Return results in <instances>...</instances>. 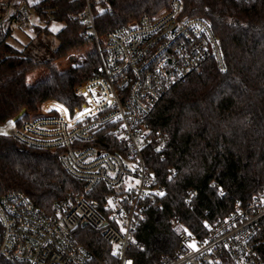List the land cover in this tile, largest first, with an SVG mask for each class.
I'll use <instances>...</instances> for the list:
<instances>
[{
    "label": "trees",
    "instance_id": "16d2710c",
    "mask_svg": "<svg viewBox=\"0 0 264 264\" xmlns=\"http://www.w3.org/2000/svg\"><path fill=\"white\" fill-rule=\"evenodd\" d=\"M171 1L26 3V9L44 25L34 27V40L21 49L10 43L11 30L0 26V125L21 110H25L21 119L37 118L47 101L70 111L81 104L75 88L93 77L98 64L90 31L78 21L87 5L95 34L103 38L142 16L160 14ZM179 1L183 14L201 18L212 28L224 70L206 63L200 72L164 95L149 117L151 127L169 138L161 155H153L150 163L165 193L160 208L148 210L136 229L128 253L134 264H160L162 257L172 254L178 247L172 221L181 222L192 238L203 239L207 227L229 216L236 204L243 206L264 191V0ZM11 19H16L15 14ZM51 22L63 26L53 33L48 28ZM90 42L93 47L83 63L63 70L54 66V61ZM41 66L48 68V77L28 86L26 76ZM0 187L26 195L45 211L70 191H79L55 153L20 150L19 144L4 134H0ZM79 239L97 256L109 257L110 248L98 232L81 228ZM253 242L264 262V222ZM218 264L231 263L223 253Z\"/></svg>",
    "mask_w": 264,
    "mask_h": 264
},
{
    "label": "built area",
    "instance_id": "2783aa9c",
    "mask_svg": "<svg viewBox=\"0 0 264 264\" xmlns=\"http://www.w3.org/2000/svg\"><path fill=\"white\" fill-rule=\"evenodd\" d=\"M14 4L0 0V8L12 10L18 22L27 24L31 13L25 5ZM78 21L88 27L98 59L93 77L75 88L81 104L70 111L61 104L44 109L43 103L37 118L8 121L5 135L20 150L55 153L79 191H70L45 211L26 195L0 187V264H134L128 253L136 229L148 210L160 208L165 193L150 163L169 138L151 127L149 117L164 95L206 63L224 70L212 28L201 18L183 14L179 0H172L160 14L142 16L103 38L95 34L88 5ZM57 106L68 114L57 111ZM85 108L95 114L77 121L76 115ZM262 222L264 191L243 206L236 204L229 216L207 227L203 239L192 238L174 220L171 229L178 247L160 264H218L223 253L231 264H264L253 242ZM84 227L100 234L110 248L109 257L97 256L80 242Z\"/></svg>",
    "mask_w": 264,
    "mask_h": 264
},
{
    "label": "rangeland",
    "instance_id": "374dc122",
    "mask_svg": "<svg viewBox=\"0 0 264 264\" xmlns=\"http://www.w3.org/2000/svg\"><path fill=\"white\" fill-rule=\"evenodd\" d=\"M33 1L36 0H14V5H26V3H31ZM13 5V6H14ZM12 13V12H11ZM10 11H4V10H0V26L5 29V28H9L11 30V39H10V43L12 45H14L15 47L21 49L22 46L29 44L31 41L34 40L35 37V28H30V25H34V26H43L41 23H39L37 21V19L30 14V17L28 19L27 24H21L20 22L17 21V19H11L10 20ZM62 24L60 23H54L51 22L48 25V28L52 31V29L55 27L56 29H58L57 31H59L62 28ZM57 31H52L57 32ZM50 39V38H49ZM92 43H87L79 48L73 49L71 51H69L65 56H63L62 58L57 59L56 61L53 62L54 66L59 69V70H63L65 68H67L69 65H72L74 63H78L82 58H84V56L90 51L92 50ZM49 75V71L48 68L46 66H41L38 69H36L35 71L29 73L26 76V84L28 86H32L44 79H46ZM59 104V103H58ZM41 110V108H40ZM8 122L5 123L4 125H0V134H4L6 133V128H7Z\"/></svg>",
    "mask_w": 264,
    "mask_h": 264
},
{
    "label": "snow or ice",
    "instance_id": "6c2138e0",
    "mask_svg": "<svg viewBox=\"0 0 264 264\" xmlns=\"http://www.w3.org/2000/svg\"><path fill=\"white\" fill-rule=\"evenodd\" d=\"M57 30H58V29H56L55 27L52 29V31H57ZM89 91H92V90L90 89ZM82 95L87 96L88 93H82ZM88 102L91 103L92 101L89 100ZM97 103H99V101H97ZM108 104H109L110 107L113 106L111 100L108 101ZM57 111H61V112H63L65 115L68 114V110H67L66 108H62V107H61V108H57ZM94 114H95V113H94V111H93L92 109H90V108H85L83 111L79 112V113L76 115L75 119H76L77 121H82V119H83L85 116H91V115H94ZM9 123L11 124L12 122L10 121ZM5 134H6V133H5ZM157 151H159V149H157ZM110 175H111V174H110ZM160 195H163V193H160ZM109 203H111V202H109ZM117 247H118V246H117ZM190 247L195 248L196 245H195V244H191ZM114 254H115V253H114ZM128 264H131V262H128Z\"/></svg>",
    "mask_w": 264,
    "mask_h": 264
},
{
    "label": "crops",
    "instance_id": "0c3cea01",
    "mask_svg": "<svg viewBox=\"0 0 264 264\" xmlns=\"http://www.w3.org/2000/svg\"><path fill=\"white\" fill-rule=\"evenodd\" d=\"M12 12V10L10 11V14L12 15L13 13H11ZM10 16V15H9ZM45 105H44V109H47V108H45V106L46 105H50L49 107H56V104H58L57 102H55V101H47V102H45L44 103ZM58 107V106H57ZM59 108V107H58Z\"/></svg>",
    "mask_w": 264,
    "mask_h": 264
},
{
    "label": "water",
    "instance_id": "95a60500",
    "mask_svg": "<svg viewBox=\"0 0 264 264\" xmlns=\"http://www.w3.org/2000/svg\"><path fill=\"white\" fill-rule=\"evenodd\" d=\"M24 112H25V110H21L19 113H18V115H16L12 120H13V122H17L20 118H21V116L24 114Z\"/></svg>",
    "mask_w": 264,
    "mask_h": 264
}]
</instances>
